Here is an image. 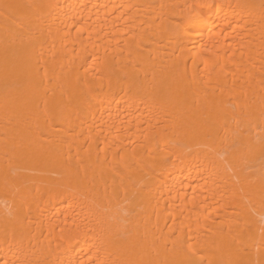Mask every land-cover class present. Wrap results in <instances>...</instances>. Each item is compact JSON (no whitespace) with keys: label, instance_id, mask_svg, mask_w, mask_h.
Returning a JSON list of instances; mask_svg holds the SVG:
<instances>
[{"label":"bare ground","instance_id":"bare-ground-1","mask_svg":"<svg viewBox=\"0 0 264 264\" xmlns=\"http://www.w3.org/2000/svg\"><path fill=\"white\" fill-rule=\"evenodd\" d=\"M0 264H264V0H0Z\"/></svg>","mask_w":264,"mask_h":264}]
</instances>
